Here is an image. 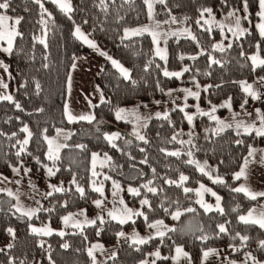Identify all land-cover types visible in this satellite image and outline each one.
I'll list each match as a JSON object with an SVG mask.
<instances>
[{
    "label": "trees",
    "instance_id": "obj_1",
    "mask_svg": "<svg viewBox=\"0 0 264 264\" xmlns=\"http://www.w3.org/2000/svg\"><path fill=\"white\" fill-rule=\"evenodd\" d=\"M68 2L71 11L67 13L51 0H40L43 12L35 0H11L6 12L0 10L20 33L13 39L11 53L3 51L5 45L0 44V60L7 67L8 96L12 97L0 99V174L9 175L17 165H28V173L37 167L41 173L47 165L54 173L48 179L63 189L43 196L31 218L18 213L13 199L0 192V264H92L100 247L113 249L100 264H139L153 251L159 252L156 264H171L175 246L189 254V264H199L208 248L228 246L234 247L229 255L232 259L251 254L263 260L260 242L264 241V230L240 222L239 216L264 204V197L250 199L235 192L238 180L233 175L246 159L249 161L250 151L260 149L264 157V136L237 133L231 128L215 131L209 114L221 110L205 113L220 101H229L233 110L245 100L244 106H248L250 99L242 90L243 84L264 77V65L254 66L250 59L255 52L264 59V37L254 25L258 0H248L247 13L243 0H158L156 18L184 19L191 29L190 36L166 41L164 60L154 54L149 35L123 37L124 29L146 22L143 0ZM203 9H211V14L203 16L235 12L247 24L245 34L237 38L218 28L199 27ZM16 18H20L18 25L13 23ZM75 27L128 72L125 78L110 63L103 65L95 79L102 100L93 107V119L88 122H68L64 117L70 67L75 58L89 53L74 35ZM165 71L182 74L165 76ZM179 85L198 87L201 106L197 110L191 105L183 111L175 108L166 114L167 119L165 115L151 118L141 130L143 140L131 138L125 130L127 123L115 118L117 108L163 101L166 91ZM188 113L193 116L191 124ZM98 122L109 124L108 132L118 130L116 136L106 139L104 132L94 129ZM24 127L31 133L27 145H23L28 134L21 131ZM58 128L71 130V135L58 159L50 160L46 139ZM21 146L25 151L17 156ZM94 152L107 155L106 165L91 164ZM181 176L187 179L182 181ZM115 182L123 188L125 203L138 207L144 215H135L123 224L109 217L103 218L104 223L95 220V224L82 226L63 222L72 212L93 213L101 196L94 190L96 185L107 191ZM201 185L208 189L201 197L203 203L197 194ZM77 187L84 189L83 196ZM129 188L139 195L128 192ZM143 200L148 204L143 205ZM158 221L168 226L163 236L143 244L124 238L119 241V233H142ZM32 223H47L53 231L49 235L33 233ZM219 225H224L225 233L219 231ZM60 232L64 235H58ZM242 236L248 237L247 241L242 242ZM93 244L96 248L89 255Z\"/></svg>",
    "mask_w": 264,
    "mask_h": 264
},
{
    "label": "rangeland",
    "instance_id": "obj_2",
    "mask_svg": "<svg viewBox=\"0 0 264 264\" xmlns=\"http://www.w3.org/2000/svg\"><path fill=\"white\" fill-rule=\"evenodd\" d=\"M143 1L145 3V0ZM157 1L158 0H149V3L152 6L151 15L149 14L150 12L149 4L145 3L146 11H147L146 22L141 25L124 29L123 37L131 38L142 34L149 35L153 43L154 54L160 58V55L157 54L158 52L166 57L165 43L169 38L190 36L191 29L187 25L186 20L184 19H178V20L175 19L176 22L173 23L172 22L173 17L167 16V18L166 17L161 19L156 18L154 13V6ZM65 2L69 3L68 0H65ZM258 12H259V8H258ZM237 16L240 17V28L245 30L247 28V24L244 25L242 23L241 16H239L238 14L230 16L229 13L225 15H221L219 17H214L213 15L202 16L200 19L201 23L199 24L200 25L199 27L218 28L224 33L230 34V36L232 37H237V35H233V31L229 30V29L235 30V21ZM258 22H259V17L254 24L255 27ZM5 27L6 28L12 27V23L10 19L7 21ZM77 28L79 27H75L74 29V35L80 41L84 42L86 45H88V47L91 48V54L88 63H85L88 69H84L83 62H78L75 65L73 72H71L66 82V92H67L66 93L67 100L65 103V108L67 109L66 118L67 121H69L68 113H70L71 116L74 117V119L69 122L72 121L88 122L93 119V112H92L93 106L98 104L102 100L101 94L94 82V78L92 75L93 71L96 70V67L97 69L99 68L100 61L97 60L100 59L97 58L98 57L97 53H99L102 56V52L96 46L95 42L93 40H90V38L80 28H79L80 34L78 35L76 33ZM126 30L128 33L127 35H125ZM136 30H140V33L134 34ZM153 34H155L156 36L155 43L153 42ZM85 41L91 43H87ZM3 43L5 45V48L8 47V45L6 46L7 44L6 41L0 40V44L3 45ZM92 44H94L95 47H92L91 46ZM253 55H256V52ZM258 57L260 58V56ZM112 61H116V60L107 58L104 61V63L108 62L117 70H119V68H117L112 63ZM117 64L121 66L119 62H117ZM256 65L259 64L257 63ZM244 86H251V91L256 93L257 98H253L251 95H247L248 92L244 90ZM186 90H190L192 93H198V87L190 88L187 86L179 85L173 89L167 90L165 93V99L163 101H154L150 105L133 104L128 107L117 108L115 110V118L119 121H123L127 123L125 130L131 138H139L141 135L142 128L147 124V122L151 118L162 117L175 108L181 109L191 105L193 108L197 110V108L201 106V103L199 102L198 98L192 95H188V91ZM242 90L244 91L245 96H247L250 99V104L248 106H244L245 103L242 102V104H240L238 108L233 110L231 108L229 101H220L215 103L213 106L215 107V109L221 110L220 112L218 111L219 113H214L212 111L213 108H208L207 112H205V113H209L210 111L214 113V114H209V118L212 121H214L213 129L215 131L216 130L221 131L226 128H231L232 130H234V132L249 134L245 132L244 130L245 126H249V125L253 126L252 128L249 129L250 133H256L255 131L256 129H260L262 126H264L261 124V120L257 115V110H259L260 116L264 115V103H261L262 101H264V78H258L254 82L250 81L248 83H244L242 86ZM189 100H191V102ZM187 115H191V114L188 113ZM81 116H87L90 119H84V120L79 119V117ZM213 117H215V119H213ZM238 124H242L243 126L238 128L237 127ZM109 126L110 125L105 122H98L95 125L94 129L104 132L106 137L114 138L118 130L116 131L110 130L108 132L106 129ZM70 135H71V130L63 129V128L56 129L54 134L46 139L47 157L50 147L53 151L54 156H58L62 147L65 145V141ZM25 139H28V134L25 137ZM49 140L52 142L51 145H49L48 143ZM107 160L108 157L105 154H99L94 152L90 156V161L93 166H98V167L104 166L106 165ZM47 168L48 166L44 165L40 173L36 167L34 173H30V172L28 173V171H30L28 165H22V166L17 165L14 168H12L9 175L6 176L0 174V192L7 194L13 199L14 209L18 213L22 214L23 212H27L29 210H33L35 213L38 204L40 202V199L43 196L47 195L48 193L54 191V187L56 186L53 182H51L48 179L49 174ZM13 169H18V171H14ZM39 177L41 179H39ZM50 185L54 187H50ZM110 187L111 189L109 188L107 191H105L101 184H97L96 188H102L103 191V195H101L100 198L98 199L99 201H101L100 207L96 206V209L91 214H86L82 210L72 212L71 214H68L66 216L70 218L67 223L75 226H82V225L91 224L88 223V221L100 220L99 219L100 217L102 218L109 217L113 219L111 216L108 215L109 212H112L116 216V219L114 220L120 221V219H126L127 214L125 212V209H129L133 213L139 211L138 207L133 209L125 203L122 196L123 188L118 183L116 182L112 183ZM130 189L132 188H129L128 192H130ZM204 189L207 188H202V187L197 188V194L199 195L198 201H201V197L203 196L205 191ZM9 193H11V195H9ZM121 201L123 203H121ZM260 205H264V204H260ZM134 216L135 215H132L130 219H126V222L133 220ZM63 222L65 223V218L63 219ZM152 225H156V226L149 227L142 233H139L134 230L128 231L127 233H124L123 236H120L119 241L121 240V238H124V239H128L131 242H134L137 238L147 240L152 237L160 236L158 233L159 232L164 233L163 227L167 226L163 223L157 224V222L153 223ZM33 228L36 229L47 228L50 229L51 232L53 231V229L49 227L47 223H42V224L32 223L30 225L31 232H33L32 231ZM39 235H43V234H39ZM95 248L96 247L93 244L92 247L90 248L91 252H93ZM107 249H109L110 252L113 250L112 248H107ZM107 249L106 248L103 249L102 247H100L98 251H102V252L104 251V253L107 255L108 253ZM98 254H100V252ZM96 258H94L92 264H98L99 261H97Z\"/></svg>",
    "mask_w": 264,
    "mask_h": 264
},
{
    "label": "snow or ice",
    "instance_id": "obj_3",
    "mask_svg": "<svg viewBox=\"0 0 264 264\" xmlns=\"http://www.w3.org/2000/svg\"><path fill=\"white\" fill-rule=\"evenodd\" d=\"M35 2H36L37 4L40 5V8H41V10H42V12H43L44 8H43V4L40 3V0H35ZM52 2L55 3V4H57V6H58L62 11L66 12V13L71 11V6H70V4L67 3V2H65V0H52ZM159 2H160V3H164V0H159ZM10 3H11V0H0V10H3L4 12H6V11L9 9V7H10ZM145 3L149 4V9H150L149 14L151 15V7H152V6H151V4L149 3V0H145ZM258 4H259V12L257 13V15H258V17H259V22L256 24V28L258 29L260 36H261V37H264V0H258ZM243 6H244V11H245V13H247V10H248V0H243ZM205 12H207L208 14H211V9H203L202 12H201V16H203ZM229 15H230V16L235 15V12L229 13ZM244 18L247 19V16H245ZM9 19H10V18H9L8 16H6V15H4V14H0V40L6 41V43H7V45H8V47L5 48V49H3V51L8 52V53H11V51H12V43H13V39H14L15 36L20 35V33H18V32L15 30V28H12V27H8V28H6V27H5V25H6V23H7V21H8ZM172 22H173V23L176 22V20H175L174 17L172 18ZM199 22H200V21L198 20L197 23H199ZM13 23L16 24V25H18V24L20 23V18H16V19L13 21ZM229 30H230V31H233V35H237V38H239V36H243V35L245 34V30L240 28V17L237 16V18H236V21H235V30H232V29H229ZM145 31H146V29H145ZM76 33H77L78 35L80 34V29H79V28L76 29ZM139 33H140V30H136L134 34H139ZM127 34H128V33H127V30H126L125 35H127ZM193 39H194V37H193ZM85 42H87V43H91V42H88V41H85ZM153 42H154V43L156 42V36H155V34H153ZM40 43L43 44L44 41L41 40ZM91 46H92V47H95L94 44H92ZM230 46H231V45H229V47H230ZM257 47H258V46H257ZM157 54L160 55V58H161V59H165V56H164L163 54H161V53H159V52H158ZM250 59L252 60L254 66H255L257 63H258L259 65H264V59H260V58H259L258 56H256V55H253L252 57H250ZM212 62H213V63H219V61H215V60H213ZM112 63H113L117 68H119V70H120L121 73L125 76V78L128 77V72H127L126 69H124V68L121 67L119 64H117L116 61H112ZM4 67H5V71H7V67H6V66H4ZM187 70H188V69H184V71H187ZM181 74H182V73H169V72H167V71L164 72V75H165V76H177V77H178V76H180ZM2 86L5 87V88L7 87L6 84H4V85H2ZM37 87H38V85H37ZM244 90H245L246 92H248V94L251 95L253 98H257L256 93L253 92V91H251V86H244ZM186 91H188V95H192V96H195V97H197V98L199 97V93H192L190 90H186ZM3 99L11 100L12 97H11V96H6V97H3ZM244 103L247 104V100H245ZM225 106H227V105H225ZM16 107L19 108L20 105L17 104ZM242 107H243V105H242ZM180 110L183 111V108H181ZM215 110H216L215 107H213L212 111L215 112ZM66 112H67V109H66ZM157 115H159V114H157ZM257 115L259 116V118H260V120H261V124L264 125V116H260V114H259V110H257ZM118 116H119V114H118ZM164 118L167 119V115H166V114H165V117H164ZM186 118H187L188 122L191 124V122H192V120H193V116H192V115H187V114H186ZM68 119H69V121H71V120L74 119V117H72L71 114L68 113ZM79 119L84 120V119H90V118L87 117V116H81V117H79ZM213 119H215V117H213ZM229 126H230V125H229ZM241 126H243V125H242V124H238V125H237L238 128L241 127ZM252 127H253V126H251V125H249V126H245V127H244L245 132L251 134V133L249 132V129L252 128ZM21 131L28 133V136H29V137L31 136V133L29 132V130L27 129V127L22 128ZM255 131H256V135H257V136H264V126H262L260 129H256ZM139 138H140L141 140L144 139V137H142V136L139 137ZM106 139L111 140V139H113V137H106ZM173 139H175V137H173ZM28 142H29L28 139H25V140L23 141V145H27ZM145 142H147V141H145ZM48 143H49V145H51L52 142L49 140ZM237 143L239 144V143H242V142H241V141H237ZM24 151H25V148H24L23 146H21L20 150L16 153V155H17V156H20L21 152H24ZM170 155H177V153H170ZM249 155H250V156L252 155V152H251V151L249 152ZM48 159H50V160L58 159V156H54L51 147L49 148ZM189 163H191V161H189ZM247 163H248V161H247V159H246V160H245V165H247ZM13 170H14V171H18V169H13ZM200 170H201L202 172L204 171L203 168H201ZM47 171H48V174H49L50 176L54 174V173H53V170H52L51 168H48ZM94 174H95V173H94ZM205 174H207V173H205ZM241 177H245V178H246V172H245V169H244V168H242L241 171H240L239 173L236 174L235 179L239 180ZM106 179H107V177H106ZM180 179L183 181V180H186L187 177H185V176H181ZM214 182L223 183L222 180H216V181H214ZM50 187H54V186H51V185H50ZM201 187L203 188V185H201ZM76 190L81 194V196H83V194H84V189H83V188L77 187ZM94 190L97 191V192H100L101 195H103L102 188H95ZM204 190H205V191H208V189H204ZM54 191H55V192H61V191H63V189L60 188V187H54ZM130 191H132L134 195H139V192L136 191V190H132V189H130ZM149 191H151V192H155L156 189H154V188H149ZM187 191H189V189H185V192H187ZM234 191H235V192H244L246 195H249L252 199H255V198H256V195H257V194H252V193H250V192L248 191V189H246V188H244V187H238V188H235ZM51 194H52V193H48L47 195H51ZM9 195H11V193H9ZM213 195H215V193H213ZM258 195H260V196H264V193H259ZM217 201H219V197H217ZM95 203H96V206H97V207H100V205H101V201L97 200ZM121 203H123V202L121 201ZM141 203H142L143 205H147V204H148V201H147V200H143V201H141ZM201 203H203V202L201 201ZM205 207H206V209H207L209 206L205 205ZM18 210H19V209H18ZM188 211H192V209H188ZM220 211L222 212L223 210L220 209ZM125 212H126V214H127V215H126V219H130L132 215H141V216L144 215L142 212H135V213H133V212H132L131 210H129V209H125ZM22 214L28 216L29 218H31V216L34 214V211H33V210H29V211H27V212H23ZM108 215L111 216L113 219H116V216H115L112 212H109ZM176 216L178 217V216H179V213H177ZM251 216H252V213H251V212L249 213L248 217L241 216V217H240V221H242V222L245 223V224H249V223H251V224H258L260 228L264 229V214H261V216H260L259 219H251ZM174 218H175V217H174ZM69 219H70L69 217H65V223H67ZM99 219H100L101 223H104L102 217H100ZM126 219H120L119 222H120L121 224H123V223L126 222ZM145 219H147V217H145ZM88 223L95 224L96 221H95V220H93V221H88ZM161 223H162V222H160V221L157 222V224H161ZM155 226H156V225L149 224V227H155ZM218 227H219V231H220L221 233H225V232H226V229H225L224 225H219ZM8 231H9V233H11V232H12V229H8ZM32 231H33L34 233L43 234V235H49V234H51V230H50V229H47V228H44V229H36V228H33ZM169 231H172V229H169ZM158 234H159L160 236H163V235H164L163 232H159ZM58 235L63 236L64 233H63V232H60V233H58ZM119 235H120V236H123L124 233L121 232V233H119ZM237 235H239V233H237ZM202 239H203V238H202ZM240 239H241L242 242H244V241H247L248 237H246V236H242V237H240ZM134 242H136V243H140V244H143V243H146L147 241L144 240V239H139V238H137ZM42 246H43V244H41V247H42ZM62 246H63L64 248H67V247H68L67 244H64V245H62ZM9 247H10V246H9ZM260 247H261V248H264V241H261V242H260ZM176 252H177L178 255H180V254L182 253V249H180V248H176ZM89 255H91V251L89 252ZM155 255H156L157 257H159V252H156ZM183 255L186 256L187 253H183ZM203 255H204L205 258H207V257L210 255V252L205 251V252L203 253ZM248 259H254V258L251 257L250 254H248ZM257 264H258V262H257Z\"/></svg>",
    "mask_w": 264,
    "mask_h": 264
},
{
    "label": "crops",
    "instance_id": "obj_4",
    "mask_svg": "<svg viewBox=\"0 0 264 264\" xmlns=\"http://www.w3.org/2000/svg\"><path fill=\"white\" fill-rule=\"evenodd\" d=\"M86 46L88 47V45H86ZM96 46H97V44H96ZM88 48H89V53L87 55L79 56L73 60V63L71 65L69 73H68L67 80H68L71 72H73L75 65L78 62H83L84 69H88L87 65L85 64V63H88V60L90 59V54H91V48L90 47H88ZM101 52H102V56L99 53H97V56H98L97 58L100 59V60H97V61H100L99 68L97 69V67H96V70L93 71V73H92L93 78H94V82H95L97 75L101 71L103 65L105 64L104 61L107 58H109L102 50H101ZM106 63H108V62H106ZM4 66L5 65L0 60V99H3V97H6L7 93H8L7 87L5 88L2 86L4 84L7 85V71H5ZM259 78H264V77H259ZM256 79H258V78H255L251 82H254ZM247 95H249V94H247ZM66 100L67 99H65V103H66ZM92 112H93V109H92ZM64 117L67 120L65 104H64ZM72 122H74V121H72ZM251 152H252V155L250 156V159H249L247 165H245V163L242 164L233 175L235 178L236 174L239 173L242 168L245 169L246 178L241 177L238 180V183L236 184L235 188L244 187V188L248 189V191L250 193L257 194L256 198L264 197V196L258 195L259 193H264V157H263L262 151L260 149H254ZM239 193L243 194L247 198L252 199L249 195H246L244 192H239ZM250 212L252 213L251 219H259L261 214H264V205H258V206H254V207L250 208L245 213H243L239 216V221H240L241 216L248 217ZM240 222H242V221H240ZM255 225L259 227L258 224H255ZM163 228H164L163 229L164 232H166L168 229L167 226H165ZM176 248L182 249V253L180 255L177 254ZM107 251H108V253L110 252L109 249H107ZM205 251L210 252V255L207 258H205L203 255V253ZM233 251H234V247H232V246H228L226 248H208L202 252L199 264H257V262H258V264H264V259L263 260H257L251 254H250L251 257H253L254 259H248V254L243 255L239 259H232L229 257V255ZM99 252H100V254H98ZM155 253H156V251L149 253L139 264H156V260L158 257L155 255ZM183 253H187V252L181 246H175L173 248V251H172L171 264H189L190 263L189 254L187 253V255L185 256V255H183ZM97 255L98 256H97L96 260L99 261L98 264H100L101 261L104 259L106 254L104 253V251L103 252L98 251Z\"/></svg>",
    "mask_w": 264,
    "mask_h": 264
}]
</instances>
